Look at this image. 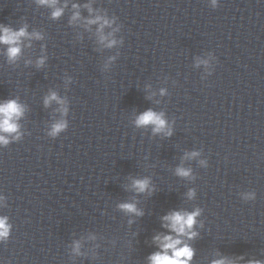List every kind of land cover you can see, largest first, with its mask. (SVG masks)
I'll list each match as a JSON object with an SVG mask.
<instances>
[{
  "label": "clouds",
  "instance_id": "clouds-1",
  "mask_svg": "<svg viewBox=\"0 0 264 264\" xmlns=\"http://www.w3.org/2000/svg\"><path fill=\"white\" fill-rule=\"evenodd\" d=\"M42 4H55L56 0H40ZM74 7H76L74 5ZM62 13V9H56L52 15L53 17H58ZM78 13L73 16V19L78 18ZM101 18L97 17L96 20L89 21V23H96ZM107 24L108 21L105 20L103 22ZM103 27V24L101 25ZM0 32L3 34L0 35V43H5L10 45L8 49V56L10 59H15L16 56L19 54V47L17 45L20 37L27 35L25 29L21 28L18 32H13L10 28L3 27L0 28ZM103 39V37H102ZM115 43V41H112ZM43 59H41L38 63L43 64ZM52 100H56L58 103H63L59 100L55 93H52L48 98L45 100V104L47 105ZM23 109L20 105L17 104L15 100L7 101L4 104H0V131L3 132H14L17 129V125L13 122L15 118H18L22 114ZM138 126L144 125H154V131L160 132L165 129V121L162 119V114H157L152 110H148L141 114L136 121ZM65 127L63 122H58L53 126L52 135H56L60 130ZM170 134V132L168 133ZM0 143H7L5 137L0 136ZM193 156L197 155V153H192ZM177 174L180 176H188L189 170L178 168ZM133 186L137 189V191L143 192L148 187L147 180H136L133 182ZM191 195V193H189ZM120 207L127 212H133L137 215H140L135 207L134 204H121ZM199 214V210L192 212V213H181V212H173L168 216H165L164 219L169 221V227L174 230L178 234H184L186 229H190L192 225L195 223V217ZM9 232V226L6 222V218L0 217V238H6ZM194 235V233L192 234ZM156 239H160L157 237ZM181 241L179 239H173L171 236H164L163 242L161 247L164 249L163 253H155L150 257L152 264H186V260H181V257L191 258L192 252L187 247L184 246L183 248H177ZM78 247V245H77ZM171 249L173 251V255L169 256L167 254V250ZM215 264H225L224 261H216ZM252 264H260V262H252Z\"/></svg>",
  "mask_w": 264,
  "mask_h": 264
}]
</instances>
